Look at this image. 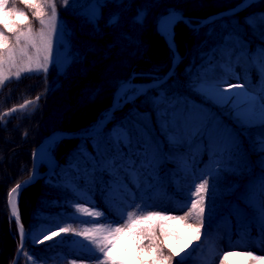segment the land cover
I'll return each instance as SVG.
<instances>
[{
	"label": "trees",
	"instance_id": "obj_1",
	"mask_svg": "<svg viewBox=\"0 0 264 264\" xmlns=\"http://www.w3.org/2000/svg\"><path fill=\"white\" fill-rule=\"evenodd\" d=\"M17 1L23 2V0H9V10L15 7L24 11L28 19L13 16L10 18V23L15 22L23 28L39 20L34 16L35 9H29L26 6L25 8L16 7ZM90 1L62 0L63 13H69L68 16L66 15V22L68 28L72 27L70 32L72 45L76 50L80 49L82 53H80L81 57H77V62L72 65L74 69L71 74L69 73V78L54 84L53 87H61L60 93L51 90L52 92L44 97L46 98L44 103L37 99L39 95H44L43 91H47L46 85L59 80L54 72L50 71L46 76L42 73H35L30 77L24 76L21 79V83L24 84L21 85L18 95L10 97L8 95L0 100V117L3 114H11L7 121L9 126L6 131L16 136L15 145H19L8 154L9 143L3 140L6 136L2 133L3 128H0V160L6 159V162L8 161L11 165L12 183H18L19 177L28 172L18 165L19 156L22 164L32 165L33 148L38 146L56 127H60L65 113L62 105H68L64 95H70L68 92L70 85L81 83L84 88L78 95V103L73 109V114L69 115L68 125L71 130H86L106 115L112 104L115 90L122 81L127 80L128 77L146 81L164 75L171 66L174 49L159 32L158 19L162 14L175 10L188 15L194 24L190 25L187 21L178 19L174 27V38L178 50L183 51L181 41L186 40L188 51L169 80L127 101L115 110L106 127L96 134L97 162L100 168H106L111 164L109 157L122 150L132 149L137 153V157L140 154L144 155L143 152L138 153L136 141L146 139L148 144L145 147L150 145L154 168L158 167L163 172L162 177L167 179L169 190L175 196L177 195V198L185 200L196 177L187 173L179 185L171 179L172 173L188 170L193 163L189 151L184 149L186 145L173 131L170 110L167 106L169 102L182 101H197L207 105L230 128L231 139L238 148L230 156L233 160L229 157L224 162L215 163L212 174H209L207 179L208 190L203 193L206 199L202 204L205 208L203 218H206L207 226L200 227L199 239L195 238L194 232H187L181 223H173L169 220L145 221L138 226V230L154 227L157 237L155 242L161 245L165 255L170 254L169 245L172 246V251L180 252V256H173L171 264H204L203 262L208 260L214 251V246L221 238L218 223L225 215L232 220L233 234H238V216L231 209V205L236 199L243 200L242 196H244L246 198L245 201L243 200L244 206L249 212L253 231L257 234L258 225L264 226V213H262L264 202L259 200V193L255 192L260 186V181L264 182V154L261 153L258 143L264 136V126L261 124L258 112L248 126H241V121L237 119V110L245 109V97L236 96L234 93L242 92L252 95L258 94L261 89L264 90V69L259 60L253 62V66L249 69L253 79L260 84L258 91L248 87L249 81H236L232 85L239 83L245 87L231 88L230 92L233 95L229 99H221L216 95V89L222 92L228 86L222 83L227 76L226 72L238 75L232 70L233 63L226 57L229 53L226 37L232 31L231 22L234 21L242 27L241 35L248 51L252 52L259 44H264V0L253 2L234 13L200 26L197 25L209 14L231 8L242 0H120L118 4L114 3L112 8V5H108V8L116 10L115 14H111V10H104L103 5L102 14L97 23L82 18L84 14L86 15L82 9ZM30 2L40 3L44 14L50 9V0H30ZM75 9H77L76 12ZM141 13L143 15H140ZM113 17L119 18L117 24L111 22ZM2 21L3 17H0V31H4L9 37V43L14 34L3 28ZM104 33L108 36L106 43L101 42ZM154 40L162 44V50L159 52H164L166 58L164 61L162 60L163 54L159 55L158 60L148 59L150 58L148 53L144 54ZM110 45L118 48L114 56L109 59L112 63L103 58L98 67L103 68L104 72L101 73L98 69L86 81L81 82L79 79L83 75L81 73H84L89 66L87 61L93 62L92 49H104L105 46L110 48ZM88 54H90L89 59H84ZM154 57H158L157 54ZM156 61L158 64L164 63L160 67H153ZM39 76L40 81H27ZM63 84H66L65 88ZM22 102H27L29 106L24 113L9 111L12 106L21 107ZM57 111L62 112L59 118L53 113ZM3 124L1 123L0 126ZM208 124V120L202 124L198 131L200 136L205 134ZM114 125H121L132 134L133 146L131 148L125 147L127 142L122 137L113 136L111 128ZM66 129L69 128L66 127ZM145 129L148 136H144ZM59 142V153L56 152L58 163L53 170L52 180H46L44 177L38 180L34 201L28 206L29 212L26 214L28 229H30L29 240L32 241L30 250L42 264L61 263L59 257L66 252L67 246L62 242H54L58 235L52 237L51 234L52 232L60 234L61 228H69L72 231L76 229L78 219L66 213V210L69 211L74 203L71 186H78L77 171L84 170V165L91 161L90 156L82 149L91 148L90 139L65 137ZM162 144H165L166 158L158 162L155 161L157 154L153 150H159ZM179 149L183 152L181 153ZM216 151L217 149L209 146L203 149L198 160L202 171L209 167L210 157ZM14 155L19 156L14 158ZM19 168L22 169L21 172L16 173L15 171ZM11 187L12 184L7 188L2 199V205L6 206L5 211L8 212L9 218L11 215L7 198ZM20 210L22 211L21 204ZM192 216H197V214L193 212ZM161 228L168 235H162ZM72 231L63 235L62 240L66 241L71 238ZM177 235L180 236L179 240L176 238ZM45 236H51L53 239H45ZM145 243L148 246L150 242L146 239ZM248 252L254 253L252 249ZM144 261L150 264L151 260Z\"/></svg>",
	"mask_w": 264,
	"mask_h": 264
},
{
	"label": "rangeland",
	"instance_id": "obj_2",
	"mask_svg": "<svg viewBox=\"0 0 264 264\" xmlns=\"http://www.w3.org/2000/svg\"><path fill=\"white\" fill-rule=\"evenodd\" d=\"M118 2H120V0H91L86 6L83 7V9H78H82V11L86 13V15L84 14V16L81 15L82 18H84L85 20L89 19V21L91 20V22L97 23V19L100 17L102 6H105L104 10H111L110 13L115 14L116 10L108 8V5H112V8L113 4H118ZM15 4L16 7L25 8V5L22 1H17V3ZM53 6L55 7L57 13L55 19L52 18ZM62 9V0H50V10L42 17L45 21L44 25H41L39 20H35L34 24L30 23L29 25L21 28L25 31L29 27L32 29L37 46L40 49L38 53L36 49L32 47H29L25 52H22L21 48L24 45V40H21V44L19 46H15V36H11L8 44L10 48H13V46H15L14 55L11 62L5 59L3 65H0V100L8 95L9 97L11 95H18V91L20 90L21 85L24 84L23 82L21 83V79L24 76L30 77V75H34L35 73H42L46 76L50 71L54 72V75L56 76V78H59V80H55L53 83H51V85H46L47 91H43L44 95H39L38 100L44 103V101H46V98L44 97L47 96V93H50L52 91H54L55 93H60L61 87H53L54 84L63 82L64 80L69 78V73L71 74V71L74 69L72 65L77 62V57H81L80 53H82L80 49V51L76 50V48L72 45V38L70 36L72 27L68 28L66 22V17L69 15V13H63ZM61 11L63 14L61 13ZM74 11L76 12L77 9H75ZM140 15H143V13H141ZM231 23L232 31L226 37V42L229 46L228 51L230 54L227 53L226 57L229 58L233 63L232 70L238 73V75L232 74L231 72H226L227 76L225 80L222 81V83L228 84V86L226 87L227 89L229 88V85H232L236 81H249L248 87L252 90L258 91L260 90V84L253 79L249 69L253 66V62H255L256 60H260L261 50L264 49V44H259L257 48L252 52L248 51L245 48L244 40L241 35L242 27L234 21ZM60 25H63L65 29V35L63 37H61L59 33ZM53 26L56 27L55 32L52 31ZM173 27H175V25ZM41 28H43L44 30L46 41L50 40L52 44V52L50 57L45 43L41 42L39 38V32ZM102 35L104 37L102 36L101 42L106 43L108 41V36H106L105 33ZM99 39L100 38L98 37V40ZM181 44L182 50L185 53L183 54V51L179 52L182 55L183 59L186 52L188 51L186 40L181 41ZM110 46V48L105 46L104 49H92L93 62H89L90 60L87 61L89 66L84 73H81L83 75L80 74L82 76L81 78H79L81 82L86 81L88 77H90V75H92L94 71H98V69H100L101 73L104 72V69L98 67V64L102 61L103 58L111 62L109 59L112 58L114 56V53H116L118 50L116 46ZM161 50L162 44L159 41L154 40L153 44H150L149 49H146L144 54L148 53L147 55L150 56V58L148 59L153 60H158L159 55L163 54L162 60L164 61L166 58L164 57V52H159ZM105 54L107 56H104ZM156 54L158 57H154ZM5 56H7V53H5ZM89 56L90 54L86 55L84 59H89ZM29 57H31V61L29 60ZM45 57H49V59L45 60ZM173 59L174 55L172 58V63L170 64V68L173 65ZM181 60H179V62L175 65L171 77L173 76L175 69L178 67ZM163 63L158 64V62L156 61L153 67H160ZM169 69L164 73V75L169 71ZM157 79L158 78L155 77L146 81H138L134 77H128L127 80L122 81L117 86L111 106L115 103L117 92L122 85L127 84V86H130L132 89L138 90L139 88L138 86L134 85L135 83H147L155 81ZM34 80L40 81L41 78L39 76L35 77V79H29L27 81ZM261 80L262 77L260 78V81ZM65 85L66 84L62 85L63 88L66 87ZM48 87H50V89H48ZM83 88L84 87L81 83H74L70 85V89L68 91L70 92V95H64V99H66L68 105H62V110H64L65 113L63 114V120L60 124V127H56L47 136L53 135L57 131L64 130L70 132L84 131L75 129L71 130L68 125L70 121L69 115L70 113L73 114V109L78 103V95H80V91H82ZM131 93L132 92L130 91H124V93H122L119 102L115 103L117 106L116 109L120 108V106L125 103V99ZM79 98L81 97L79 96ZM167 107L170 110L173 131L175 132L177 137L186 145L184 149L189 151V155L193 163V165L188 170L184 169L181 173H172L171 179L175 184L179 185L183 181L182 178H184L187 173L196 175V181L193 185L190 186V192L187 198L185 200L178 199L176 197L177 195L175 196L173 192L169 190L167 179L162 177L163 172L159 170L160 168L158 167L157 169L154 168V164L152 161V159H154L153 153L150 156L151 167H149L148 164L144 163L143 154H140L139 157H137V153H135L132 149L122 150L115 154L113 153L109 157V161L111 162L110 166H107L106 168H100V171L97 173H93V169L95 167L92 163L86 164L84 166V170L78 171L76 174L79 179V181L77 182L78 186L71 187V190L74 194V203L69 211L66 210V212L70 213L73 218L78 219L76 229L71 232V238L66 241L62 239L63 235L67 234L68 232H61L56 238L54 237V242H62L67 246L66 252L61 254V256L59 257V261L61 262L60 264H101L103 260V253L99 251L97 245L93 243L91 239H86L85 236L76 234L83 233L86 229L101 227L102 232L100 234L92 233V235H107L112 228L121 226L122 222L128 219L129 213L132 214L133 219H135L137 216H146L149 212H159L165 216L171 217L185 216V214L191 209L190 202L192 200L198 199V197L194 195L195 187L204 180L208 179V176H210L209 174H212L211 172L215 163L224 162L237 151L238 148L236 145H234V143H232L231 145L230 153H226L224 151L223 141L225 137L231 138V130L227 126V124L223 123L221 117L217 115L209 106L197 101H182L173 103L169 102ZM28 108V103L22 102L21 107L12 106L11 108H9V111H12L11 113L15 111L24 113V110ZM53 113L55 114V117L59 118L61 117L62 112L60 113L59 111H57ZM10 115L11 114H3L0 117V124L4 123L2 126H0V128H3L2 133H4V135L6 136V138L3 140L9 143L7 150L8 154L12 151L13 148L19 147V145H15L16 140L14 139L16 136L6 131L7 127L9 126V124H7V121L9 120ZM207 120L209 123L207 131L203 136H200L198 131L202 124L207 122ZM98 123H101V121H98ZM95 125H97V123ZM66 127L70 130L66 129ZM95 127L97 126H90L89 130ZM111 132L115 138L122 137L127 142L128 132L121 125H114L111 128ZM83 137L84 136H81V138ZM63 138L65 137L56 139L48 145L50 154L56 160V152L59 153V141H61V139ZM93 142V145H95V141ZM39 146L41 145L39 144L38 146L33 148L32 155L33 153L35 154ZM207 146L213 147L217 149V151L211 155V163L208 165L209 167L206 168V170L202 171L201 167H199L198 165V160L201 152ZM164 149L165 144H162L159 150H153L157 154L155 161L159 162L166 158L164 155ZM179 151L181 153L183 152V150L180 149ZM88 153H90L92 156V162L97 163V160L94 158V154L91 152V150L88 151ZM18 156L19 155H14V158ZM18 159V165H20V168L22 167V169L24 168V170H28L26 174L19 177L20 180L18 183H20L21 181L32 179L37 169L34 162L32 163V165H27L21 163L22 161L20 159V156ZM230 159L233 160V157H230ZM5 162L6 159L0 160V264H10L11 259L14 260L18 252L20 253L18 256L17 264H42L39 258L34 256V254L30 250L32 241L30 242L29 240L30 229H28V221L26 219V214L29 212L28 206L34 201L35 193L38 188L37 182L40 177L35 182H32L31 184L24 187V189H22L21 191L20 197L18 198L19 207L20 204L22 207V211L20 210V220L22 221L23 226L26 230V239L22 245V249L20 250L22 244L21 227L16 223L13 216H11V218L8 217V212L5 211L6 206L2 205V199L5 196L7 188L12 184L7 198L9 206V195L12 189L18 184L12 183V173L10 172L11 165H9L8 161L6 163ZM55 163L56 162H54L53 165L56 166L58 160L57 163ZM114 164L115 167H113ZM132 165H135L134 170L132 169ZM20 168L15 172H21L22 169L20 170ZM49 169L50 168H48L46 163H40L41 173L46 174V176L44 175V178L51 181L53 172L45 173ZM255 192L259 193V200L264 202L263 181H260V186L255 190ZM242 198L244 201L246 200L244 196H242ZM243 200L236 199L231 205V209L238 216V235H233V232L231 231L232 220L228 215H226L218 223V228L221 233V239L215 246L214 255H212L205 264H264V262L253 261L252 259L246 258L249 257L248 255H246V253L248 252L247 249L249 248L253 249L255 256L264 255V226L258 225V233H254L250 215L244 206ZM85 208L93 214L102 213V215H88L87 213L80 210ZM168 220L173 221L174 223H181L189 233L194 232V227L207 226L206 218H202L201 222L200 217L192 216V214L188 215L185 220ZM189 225H191L192 227H189ZM137 226L133 229V231H137ZM142 245L145 246L144 251H140L137 248L135 240L130 236L128 232H122L116 235L114 246L109 245V247H111L112 256L117 257L121 260H125L128 262V264H139L144 259H150L154 255V253L148 249L147 245L144 243V240L142 241Z\"/></svg>",
	"mask_w": 264,
	"mask_h": 264
},
{
	"label": "snow or ice",
	"instance_id": "obj_3",
	"mask_svg": "<svg viewBox=\"0 0 264 264\" xmlns=\"http://www.w3.org/2000/svg\"><path fill=\"white\" fill-rule=\"evenodd\" d=\"M9 0H0V17H3V28L7 30V32H11L15 36L16 45L19 46L21 44V40H24V45L21 48L22 52H25L29 47H32L36 49L37 53L39 52V47L37 46L36 39L33 35L32 29L29 27L27 30H22L20 25L12 22L10 23V18L13 16H19L23 17L25 20L28 19L26 13L24 11H20L13 7L11 10L8 8ZM24 5L29 9H35L34 16L39 19V22L41 25L45 24V21L43 20V10L42 5L38 2H30V0H23ZM57 13L56 9L53 6L52 9V18L55 19ZM94 17V14H93ZM118 17L112 18V23L117 24L118 23ZM177 16L175 13L170 14L169 19L165 21V24L163 26V31L167 36L172 35V27L173 22L176 21ZM91 22V20H90ZM52 31H56V27L53 26ZM60 36L63 37L65 35V29L63 25H60L59 28ZM39 38L41 42L45 43L46 49L49 53V57L51 56L52 52V44L50 40L46 41L45 33L43 28H41L39 32ZM9 37L5 35L4 31H0V65H3L5 62V59H7L9 62L12 61L13 55H14V48L9 47L8 44ZM172 46H174V41H172ZM5 53H7V56H5ZM49 57H45V60H48ZM38 59V57H37ZM29 60L31 61V57H29ZM259 63L261 64L262 69H264V49L261 50L260 60ZM31 70V69H29ZM245 86L243 84H236V85H229V88L225 89L224 91H220L218 88L216 89V95H218L221 99H229L231 95H233L230 92L231 88H237L242 89ZM126 92H132L133 95H135V89H132L130 86L125 87ZM236 96H244L245 97V109L243 111L237 110V119L241 121V126L246 127L251 122V119L256 115V113H259V119L261 121L262 126H264V90L261 89V91L258 94H252L248 95L247 93L242 92H236L234 93ZM39 99V97H37ZM144 136H148L147 130H144ZM224 151L226 153H230L231 151V145L233 141H231L230 137L224 138ZM261 149V153L264 154V136L260 138L258 141ZM148 144V141L146 139L144 140H138L136 141V148L138 151L144 153V163L148 164L149 167H151L150 163V145L148 147H145V145ZM133 146V137L132 134L129 132L127 134V144L125 145L126 148H131ZM115 167V164L113 165ZM132 169H135V165H132ZM20 185H17V188H19ZM17 188H13L12 192H16ZM208 190V182L207 180H204L199 185L195 187V193L194 195L198 197V199L192 200L191 203V209L189 212L185 214V216L181 217H171V216H165L159 212H149L146 216H137L135 219L132 218V214H128V219L123 221L121 226H117L115 228H112L107 235H92V233L100 234L102 232L101 227H96L93 229H86L83 233H76L77 235H83L86 239H91L93 243L97 245L99 248V251L103 253V260L101 264H128L127 261L118 259L117 257H114L111 255V247L109 245L114 246L115 237L116 235L122 233V232H128L130 236L135 240L136 246L140 251L145 250V246L142 245V241L145 239L149 240V245L147 246L148 249L154 253L150 264H171L173 256H180V252L178 251H172V246L169 245V255H165L163 252V248L160 244L156 243L157 237L155 236V228L154 227H148V228H141L137 231H133V229L140 225L143 221H151L153 219L158 220H168V219H179V220H185L188 215H191L192 212H195L197 216L203 218V214L205 212V208L202 206L203 201L205 199V196L202 195V193H206ZM82 212L87 213L88 215H102V213H95L93 214L88 209H80ZM262 213H264V209H262ZM189 227H192L189 225ZM72 231L69 228H61L60 232H69ZM194 233L195 238L199 239V233H200V227H194ZM161 234L162 235H168V233L163 232V229L161 228ZM59 235L58 232H52L51 236H57ZM51 236H45V239H51ZM177 240L180 239V236H176ZM43 243V241H40ZM247 255L251 257L253 261H261L264 262V255L262 256H255L252 252H248ZM138 259V257H137ZM143 264H149L148 261H144Z\"/></svg>",
	"mask_w": 264,
	"mask_h": 264
},
{
	"label": "water",
	"instance_id": "obj_4",
	"mask_svg": "<svg viewBox=\"0 0 264 264\" xmlns=\"http://www.w3.org/2000/svg\"><path fill=\"white\" fill-rule=\"evenodd\" d=\"M253 1H256V0H242L241 2H239L238 4H236L235 6L231 7V8H228V9H225V10H222L220 12H216L214 14H211L205 18L202 19V22L198 25H201L205 22H210V21H213L217 18H221L223 17L224 15H227V14H231L235 11H237L238 9L244 7V6H247L248 4L252 3ZM175 13L176 16H177V19L181 18V19H184L185 21H187L189 24H192L191 23V20H190V17L179 12V11H173V12H170V13H166L164 15H162L159 19V24H158V29L159 31L166 37V39L171 43L172 45V41H174V59H173V65L172 67L169 69V71L163 75L162 77L158 78L157 80L155 81H151V82H147V83H141V84H138V83H135L134 85L138 86V90L135 91V95L133 94H130L124 102L128 101V100H131L133 99L134 97L142 94L143 92L149 90L150 88L152 87H156L158 85H161L163 84L164 82H166L170 77H171V74L173 73L174 71V67L175 65L179 62V58H180V53H179V50L177 48V45H176V42H175V39H174V27H173V33L171 36H167L164 31L161 30V24L163 22V20L170 14H173ZM176 19V20H177ZM116 104L114 103L110 110L107 112V115L106 117L101 121V123L93 130H89V131H81V132H70V131H67V130H64V131H58L56 133H54L53 135H50V136H47L43 142H41L40 145H45V146H48L50 143H52L54 140L56 139H59V138H62V137H80V136H89V135H92L95 131L99 130L101 127L105 126L107 124V122L111 119L115 109H116ZM32 158H33V161L35 163V165L37 166V169H36V173L35 175L32 177V179L30 180H26V181H21L20 183H18L17 185H20L19 188H17V185L14 187V188H17V190H19V196L18 198L20 197V194H21V191L22 189H24V187H26L27 185L31 184L32 182H35L40 176L44 175V173H41L40 171V165L36 163V160H35V154L33 153L32 155ZM54 161H55V158H54ZM45 173H48L45 172ZM11 195H12V191L9 195V206H10V209H11V214L12 216L14 217V219L16 220V223L23 229L24 226H23V223L22 221L20 220V209H19V204L17 206V214H15V212L13 211L12 209V205H11ZM26 239V232L24 231L23 232V237H22V244H21V247H20V250L22 249V245L24 243ZM19 253H17V255L15 256L14 260L12 261L11 264H17L18 262V256H19Z\"/></svg>",
	"mask_w": 264,
	"mask_h": 264
},
{
	"label": "bare ground",
	"instance_id": "obj_5",
	"mask_svg": "<svg viewBox=\"0 0 264 264\" xmlns=\"http://www.w3.org/2000/svg\"><path fill=\"white\" fill-rule=\"evenodd\" d=\"M256 1H259V0H256ZM256 1H253V2H256ZM252 2V3H253ZM251 4V3H250ZM169 16L170 15H168L164 20H163V22H162V24H161V30L163 31V26H164V24H165V21H167L168 19H169ZM175 25V21L173 22V26ZM172 33H173V27H172ZM180 53V52H179ZM180 55V58H179V60H181L182 59V55L181 54H179ZM127 86V84H124V85H122L120 88H119V90H118V92H117V95H116V100H115V103H118L119 102V100H120V97H121V95H122V93H124V91H125V87ZM58 132V131H57ZM56 133V132H55ZM35 160H36V163L37 164H40V163H42V162H44V163H46L47 164V166L49 167H51L52 165H53V163H54V158H53V156L50 154V151L48 150V146H45V145H41V146H39L38 147V149L36 150V152H35ZM19 194V190H17L16 192H12V195H11V205H12V209H13V211L15 212V214H17V206H18V195ZM19 209H20V207H19ZM21 230H22V236H21V239H22V237H23V232L25 231L26 232V230L25 229H23V228H21Z\"/></svg>",
	"mask_w": 264,
	"mask_h": 264
}]
</instances>
